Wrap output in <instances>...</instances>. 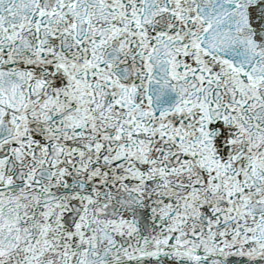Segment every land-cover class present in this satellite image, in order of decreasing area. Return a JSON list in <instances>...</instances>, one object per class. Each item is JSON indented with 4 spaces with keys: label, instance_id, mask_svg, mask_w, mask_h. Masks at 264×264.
Returning a JSON list of instances; mask_svg holds the SVG:
<instances>
[{
    "label": "snow or ice",
    "instance_id": "snow-or-ice-1",
    "mask_svg": "<svg viewBox=\"0 0 264 264\" xmlns=\"http://www.w3.org/2000/svg\"><path fill=\"white\" fill-rule=\"evenodd\" d=\"M0 264H264V0H0Z\"/></svg>",
    "mask_w": 264,
    "mask_h": 264
}]
</instances>
